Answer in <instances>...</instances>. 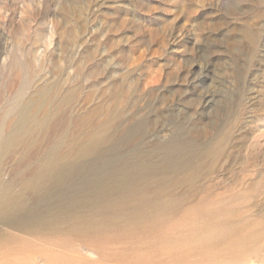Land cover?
Wrapping results in <instances>:
<instances>
[{"label":"rangeland","instance_id":"1","mask_svg":"<svg viewBox=\"0 0 264 264\" xmlns=\"http://www.w3.org/2000/svg\"><path fill=\"white\" fill-rule=\"evenodd\" d=\"M0 6V264H264V0Z\"/></svg>","mask_w":264,"mask_h":264},{"label":"bare ground","instance_id":"2","mask_svg":"<svg viewBox=\"0 0 264 264\" xmlns=\"http://www.w3.org/2000/svg\"><path fill=\"white\" fill-rule=\"evenodd\" d=\"M52 158H53V157H52ZM55 158H56V157H54L53 159H55ZM53 159H52V160H53ZM56 160H57V159H56ZM46 162H47V161H46ZM51 163H53V162L51 161ZM47 164H48V163H47ZM47 164H46V165H47ZM56 164H57V162H56ZM43 166H44V165H43ZM55 166H56V165H55ZM38 167H40V166H38ZM41 167H42V166H41ZM46 167H47V166H46ZM44 168H45V167H44ZM44 168H43V169H44ZM47 168H48V167H47ZM53 168H54V167H53ZM58 168H60V167H58ZM51 169H52V168H51ZM34 170H36V169H34ZM41 170H42V169H41ZM36 172H37V170H36ZM36 172H35V173H36ZM38 172H39V171H38ZM35 173H34V174H35ZM48 173H49V172L47 171L45 174L47 175ZM49 175H50V173H49ZM36 176H37V175H36ZM40 176H41V175H39L38 177H40ZM52 176H53V174H52ZM45 177H46V176H45ZM48 177H50V176H48ZM53 177H54V176H53ZM55 177H57V176H55ZM58 177H59V176H58ZM34 179H35V178H34ZM37 179H38V178H37ZM37 179H35V180H37ZM40 179H41V178H40ZM40 179H39V180H40ZM54 179H55V178H54ZM31 182H32V181H31ZM36 182H37V181H36ZM36 182H35V183H36ZM42 182H44V181H42ZM54 183H55V182H54ZM54 183H53V184H54ZM46 184H47V183H46ZM28 185H29V184H28ZM42 185H43V184H42ZM49 185H50V184H49ZM49 185H47V186H49ZM36 186H38V184H37ZM40 187H41V185L38 186L37 188H40ZM33 188H34V187H33ZM35 188H36V187H35ZM42 188H43V187H42ZM40 189H41V188H40ZM41 190H42V189H41ZM41 190H40V191H41ZM36 191H37V189H36ZM41 194H42V193H41ZM7 196H8V195H7ZM3 199H4V198H3ZM8 199H9V198H8ZM6 201H7V200H6ZM8 201H9V200H8ZM5 203H6V202H5ZM10 203H11V202H10ZM14 203H15V202H14ZM1 204H2V203H1ZM3 204H4V203H3ZM6 204H7V203H6ZM6 204H5V206H6ZM14 205H16V204H14ZM3 206H4V205H3ZM20 206H21V204H20ZM8 208H9V206H8ZM12 208H13V207H12ZM18 209H19V208H18ZM21 209H22V208H21ZM6 210H7V209H6ZM19 210H20V209H19ZM9 211H10V208H9ZM21 211H22V210H21ZM17 212H18V211H17ZM18 213H19V212H18ZM8 214H9V213H8ZM10 214H11V213H10ZM17 215H19V214H17ZM17 215H14V218H15V216H17ZM22 215L24 216V214H22ZM20 216H21V214H20ZM8 217H9V215H8ZM16 218H18V217H16ZM18 219H19V218H18Z\"/></svg>","mask_w":264,"mask_h":264},{"label":"clouds","instance_id":"3","mask_svg":"<svg viewBox=\"0 0 264 264\" xmlns=\"http://www.w3.org/2000/svg\"><path fill=\"white\" fill-rule=\"evenodd\" d=\"M8 15L6 7L0 6V19L5 18Z\"/></svg>","mask_w":264,"mask_h":264}]
</instances>
